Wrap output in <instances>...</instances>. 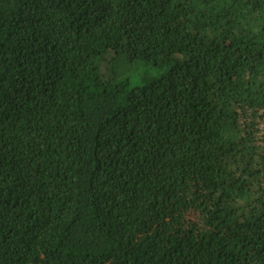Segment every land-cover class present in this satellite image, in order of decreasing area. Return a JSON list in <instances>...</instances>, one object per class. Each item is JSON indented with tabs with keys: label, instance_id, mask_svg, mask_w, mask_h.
<instances>
[{
	"label": "trees",
	"instance_id": "16d2710c",
	"mask_svg": "<svg viewBox=\"0 0 264 264\" xmlns=\"http://www.w3.org/2000/svg\"><path fill=\"white\" fill-rule=\"evenodd\" d=\"M0 264H264V0H0Z\"/></svg>",
	"mask_w": 264,
	"mask_h": 264
}]
</instances>
